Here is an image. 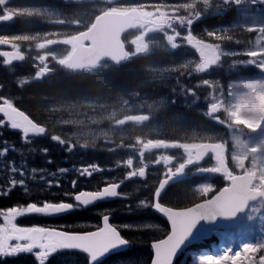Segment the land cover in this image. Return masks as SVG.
Instances as JSON below:
<instances>
[{
  "label": "trees",
  "instance_id": "obj_1",
  "mask_svg": "<svg viewBox=\"0 0 264 264\" xmlns=\"http://www.w3.org/2000/svg\"><path fill=\"white\" fill-rule=\"evenodd\" d=\"M148 1L149 0H124V3L129 7L142 2L148 3ZM89 3L90 6L93 5L92 2ZM70 5L75 8H82L86 6V3H73ZM216 10L218 11L215 15L211 16L208 14L205 18L194 23L195 25H209L210 23H217L219 25L216 35L214 36V42L223 50H232L231 54L223 55L220 61V68H223L221 72H225V67L229 64L230 59L235 64L239 65L241 61L247 58L243 50L253 40L256 32L240 27L227 26L235 14V9L231 1L222 2L217 6ZM94 15L95 13L91 10L87 15L74 13L73 20L74 22L80 23V27L84 28L91 22ZM130 35L131 33H128L124 36L128 50V58L119 65L104 64L99 70L74 76L72 82L64 80L63 83L57 84L53 83L54 79H50L51 81L48 83L30 82L20 84L19 82L10 79L4 80L0 77V88H16L18 96L15 101L16 105L26 112L34 121L37 120L36 114L47 110L46 107L42 105V100H40L42 94L39 92L37 93V91H41L44 95H48L50 91L60 92L67 86L80 91L85 89L89 92L91 100L104 97L105 104L107 105L105 107L116 105L113 109L120 104L118 101L122 93L125 92L129 96V102L125 109L118 106L116 110L119 116L145 112L142 107L145 103L142 104L140 101L150 99L152 105L158 108L156 113H147L150 115V119L143 123L126 122L121 126L120 131H108V134L121 138L122 143L127 141L129 144V139L135 137L142 139L160 138L165 141L190 143L213 139L221 134L225 135L224 132H226V130L224 127L213 121L211 116L207 114V109L202 102V99L207 96L204 87L195 85L198 79L194 76L182 75L179 72H189L191 69H179V67L175 69L172 76L168 74L160 78H158V76H152L150 72L146 71V67H151L150 65L157 66L159 64L158 58L151 52L132 55V45L129 42ZM151 45L161 47L158 42ZM154 48L155 47H152V49ZM165 63L166 62L161 65ZM22 65H16L12 69L11 67L1 66L0 70L20 72L23 68ZM239 68L243 74H249L254 71L252 66L243 67L239 65ZM146 74H150L151 76L149 77ZM218 81L220 88L225 92L227 84L226 77H224V75L223 77L218 76ZM188 89H191L192 92L188 93ZM125 110L128 111L125 112ZM217 115L221 117L223 122H228L223 111H219ZM156 120V127H162L160 130L153 127ZM112 121L113 119L109 120L105 116L104 119L102 118V120H100V123L108 127ZM165 125L169 126L168 129H166ZM46 130L50 131L47 127ZM27 138L30 139H25L20 131L9 129L7 124L0 126V152H3L5 148L8 149L5 155L0 156V190H6L9 187V181L11 179L25 181V187H20L18 185L7 195H0V209H6L12 206H24L29 203H38L43 199H49L51 188L57 195L65 193L60 190L61 188L57 189L55 185H52L51 188L48 189L45 184L46 182L41 181V178H44L45 174L56 170L60 164L64 166V160L67 159L68 156H59L57 160L52 156L50 137H46L44 140L43 148L47 149L46 153L40 151L36 139L45 138L44 136L36 135ZM183 138L186 139L184 140ZM126 150L127 149H125V151ZM118 157L123 156L120 154ZM115 159L117 158L111 157V164L112 160ZM49 161L51 162L49 163ZM10 162H14L18 169L17 172L12 173L10 171ZM32 169L37 170L35 174H33ZM20 171H23V176L20 175ZM194 182V180H182L168 186L162 197V202L174 207L186 206L211 195L213 191L216 190L214 189L206 195L195 196L190 190ZM214 183L216 187L221 185L219 180H215ZM154 186L153 184L152 187ZM25 189H27V193ZM147 197L150 198L151 193H148ZM121 208L124 209L125 206L122 205ZM107 213L112 215V219L116 216L114 211H107ZM120 216L122 219L132 223L130 230L123 226L120 229L121 234L130 241V247L125 251L108 257L104 260V264H148L151 257L148 244L151 240L160 238L167 232L165 222L150 211L149 205L132 212L121 211ZM136 219L138 220L133 221ZM65 227L67 229L76 228L69 224H65ZM213 240H215L214 237L205 242L196 243L192 246V249L207 248L209 243ZM183 257L176 261L175 264H186L185 261L182 262ZM186 258L188 262L189 258ZM34 262L35 260L25 262L23 260L6 261L0 259V264H34Z\"/></svg>",
  "mask_w": 264,
  "mask_h": 264
},
{
  "label": "rangeland",
  "instance_id": "obj_2",
  "mask_svg": "<svg viewBox=\"0 0 264 264\" xmlns=\"http://www.w3.org/2000/svg\"><path fill=\"white\" fill-rule=\"evenodd\" d=\"M13 2H17L18 0H5V3L12 4ZM80 2L83 0H69ZM99 1L94 3V7L98 10L105 8L107 6L112 7L115 5L113 0H94ZM215 2V0H213ZM212 0H174L167 5H164V11L167 12V16L159 17L157 20L151 21V23H139L134 28V34L130 38V43L132 45V55L147 53L149 52L151 45L148 40L151 39L150 34H154L157 38V41L161 47L156 45L155 55L158 60L159 70L165 69H173L176 66V62L178 64L186 65V59H191V53L197 52L193 54L192 59L195 60L193 62L190 61L191 65L195 67L199 72L206 74H210V71L214 68L218 67V63L225 53L224 50L220 49L216 44H202L200 47H197L196 41L186 40V32H188V28H185L183 31V26L186 22H190L188 18L184 21H181V28L175 29L173 20H178L179 16L177 15V11L183 10L185 12H191L197 8V4H214ZM231 1L235 5V15L234 19L230 21V26L232 27H242L245 29L257 30V35L251 44L246 49L247 58L241 61L242 65H251L254 67L255 71L251 75H243L238 74L234 71L233 77H231L228 81V90L227 96L221 97L222 93L220 91L214 90V85H212V96L208 99V113L213 115L214 120H218L217 116L214 114L221 109L223 110L224 115L226 116L228 122H223L220 120L221 125L226 130L225 138H229L230 148L227 149V154L229 155V159L233 168L237 171L242 169L244 165L246 168L253 173L255 179V186H260L264 188V22L262 19L261 7L259 6L261 3H264V0H226ZM152 7H148L149 13H155L157 10L154 7L157 5L156 3H150ZM15 10H19L18 7L14 8ZM145 9V8H144ZM38 15H46V16H54V12L48 9L43 10L40 7L32 9ZM264 10V7L262 8ZM196 11V10H195ZM198 11V10H197ZM195 15L201 16L202 12L198 11L194 13ZM190 17V16H188ZM180 20H183L180 18ZM154 32V33H153ZM184 35L186 38L184 40L178 36V34ZM168 40L170 44V49L173 51H178L181 47L188 44L191 46L193 51H189L187 46H184V51L188 52L184 56H180L181 58H176L173 60L175 63L171 67V59H168L166 54L162 51L163 41ZM190 48V49H191ZM151 52H154L152 49ZM198 56V57H197ZM199 59V60H198ZM189 61V60H187ZM165 64L161 65L162 63ZM234 64V63H232ZM238 66L230 65L229 70H237ZM156 70V69H152ZM147 76H151L150 74H146ZM209 82V81H208ZM207 83V81H205ZM131 93V92H130ZM221 95V96H220ZM121 108L127 106L129 102V96L124 92L122 93L119 101ZM141 103H145L142 107L144 108L145 113H156L158 108L150 102V99H145L144 101H140ZM114 106H108L105 108L106 118L111 110H113ZM128 110H125L127 112ZM105 114L100 117L98 114L95 115V119L101 120ZM176 118V117H173ZM126 122L125 117L123 116L120 121L116 122V127L118 128L120 125L123 126ZM159 122V120H158ZM91 124H99L97 122H91ZM157 120L154 122L153 127L156 129H161L156 127ZM168 129L169 126H166ZM106 133V130L97 128H90L86 130H82L77 133V137L81 138V142L87 143V146H90L93 143V140L99 134ZM227 135V136H226ZM134 153L131 158L133 161L143 160L145 155L150 152V149H145L143 145L139 148L133 149ZM162 156V155H161ZM135 157H139L135 159ZM144 164V163H143ZM143 164H138L131 171L132 175H136V178L139 179L142 176V167ZM136 179V180H137ZM143 182H139L140 185H145V178L142 179ZM210 190V186L208 182L201 184L200 187L197 188V193L201 195H206ZM138 189L134 192H137ZM141 201L144 204H141ZM148 205V202L144 199H140L137 197L136 203L133 206H128L127 210H140L142 207ZM264 199L258 200L255 204L252 205L251 209L247 212V219L243 220L242 226L243 230L246 229L247 242L246 243H264V230L260 231L256 235V228H264ZM255 209V212H253ZM249 216L253 217L252 220H249ZM24 217V216H22ZM19 217L17 220H19ZM250 224H249V222ZM2 223V221H0ZM240 231V232H242ZM228 234V233H226ZM217 239L222 242L226 241L223 237V233L215 234ZM229 240L232 241L231 235H229ZM221 245V244H220ZM225 246V245H221ZM204 254V251H194L188 250L182 262H186V264H200L199 256ZM264 254V249L256 254L257 259L260 255ZM243 255V253H242ZM187 256H189V261L187 262ZM78 264V262H76ZM51 264H60L59 262H52ZM62 264H74L73 261H67ZM83 264V263H81Z\"/></svg>",
  "mask_w": 264,
  "mask_h": 264
},
{
  "label": "snow or ice",
  "instance_id": "obj_3",
  "mask_svg": "<svg viewBox=\"0 0 264 264\" xmlns=\"http://www.w3.org/2000/svg\"><path fill=\"white\" fill-rule=\"evenodd\" d=\"M0 114L4 119H0V126L8 124L11 129L21 130L25 139L31 134L33 136L44 134L45 128L39 126L18 111L11 103L4 100L0 103ZM53 141L61 144L64 142L56 136H52ZM8 149L0 152V156L5 155ZM69 151L71 147L69 146ZM47 152V149H44ZM51 161H49L50 163ZM23 167V166H22ZM12 173L18 171L14 162L9 163ZM100 169L96 165L76 169L80 175L91 176ZM36 169H32L33 174ZM60 174L68 169H59ZM23 176V171H20ZM55 175V174H53ZM43 178V177H42ZM128 178H132L129 176ZM73 187L76 181L72 182ZM25 187V181L11 179L6 190H0V195H7L17 186ZM48 186H52L49 181ZM59 187V183L56 184ZM119 184L111 183L104 186L100 191H81L74 195L75 203H51L44 202L42 206L37 203H29L27 206H12L0 209V258L15 257L18 254H33L38 264H47V261L55 254L65 250H79L89 257V264H98L100 258L114 250H119L130 244V241L121 236L117 227L109 223V215L103 216V227L96 231L86 233H76L62 231L56 228L42 226H19L17 219L29 214L39 215H59L81 207H87L94 202L106 198H115L120 195L118 192ZM27 193V189H25ZM162 192L155 191L154 199L156 202L150 206L159 213L166 216L170 221L171 231L165 239L152 243L154 257L151 264H173L174 257L186 243H193L203 240L212 234H219V229L215 227L218 221L233 220L242 214L245 205L241 201L239 204L228 205L224 202L216 206L198 207L193 206L188 209L176 210L165 207L158 202ZM67 195V194H66ZM141 204H144L141 201ZM264 207V206H262ZM255 212V209H253ZM253 217L249 216V220ZM209 225L207 231L201 232L198 228L201 224ZM125 227H129L125 225ZM264 249V243H243L240 250L233 253L231 246L224 248L222 253L211 255L202 254L199 256L200 264H264V254L257 259L256 254ZM243 253V255H242Z\"/></svg>",
  "mask_w": 264,
  "mask_h": 264
},
{
  "label": "flooded vegetation",
  "instance_id": "obj_4",
  "mask_svg": "<svg viewBox=\"0 0 264 264\" xmlns=\"http://www.w3.org/2000/svg\"><path fill=\"white\" fill-rule=\"evenodd\" d=\"M56 0H18V4L11 5L5 3V0H0V39L7 41L9 44L12 42L13 45L7 46V48H2L1 52L5 51H20L25 55V51H29L32 55L30 59L33 61L28 64L29 72L28 73H21L17 77H13L10 73L5 71H0V77H2L4 80L11 79L18 80L20 82H32L35 81L36 83H48L51 80L54 79L53 83H63L65 81L72 82V79L74 77V74L70 71L66 70L65 68L61 67L59 65V62L67 56V54L72 49V41L71 37H66L65 39L59 40L58 43L54 45H50L46 49V51L40 55L37 54V51L35 48L26 47V43L29 38V31L31 30H38L41 27L38 26L37 16L38 14L33 11L32 9L40 7L43 10H50L54 12V15L59 14V9L52 5V2ZM62 2H68L69 0H61ZM18 7L19 10H15L14 8ZM15 12H19L22 16L19 18V24L17 28H10L12 25H10V22L5 21L4 18L6 15H12L14 20V14ZM57 16H48L50 18L49 24H47L44 28V31H47L51 24L59 23L57 22V19H52ZM52 21V22H51ZM61 24V23H60ZM67 26L68 32L72 33L73 25L71 23H62ZM17 31L20 36H18L17 39H11V33L15 34ZM185 31V30H183ZM187 38L190 40L192 38L191 31H188L186 33ZM179 37H185L182 34H178ZM61 41V42H60ZM64 44H61V43ZM39 44H42L41 41ZM202 44H208V42H197V47H200ZM197 54V52H195ZM6 59L9 60L10 57H4V55H0V65H12L13 63L6 62ZM8 63V64H7ZM212 73V72H211ZM61 81V82H59ZM55 84V85H56ZM42 94L40 97V100H42V105L46 107V111L36 114L37 116V122L36 124L39 126L45 125L46 127L50 129L46 130L44 134H40L38 136H44L45 138H36L39 143H42L46 137H52L56 136L59 137L63 142H70L68 138H76L73 137V133H78L81 131V126L86 125L91 118L94 119L95 115L98 113V115L101 117L103 115V112L96 111V113H90L87 102L89 94L88 91L83 90H75L71 87H66L60 92L50 91L48 95H44L43 92L37 91V93ZM18 98L16 88H0V103H3L4 100H7L12 105H15L13 100H16ZM16 106V105H15ZM84 106V109L80 110V107ZM1 119H4L3 115H0ZM81 121L82 123L78 122ZM7 124V123H6ZM7 126H9L7 124ZM43 127V126H42ZM52 142V155L54 157H58L60 154L57 151V149L60 147L62 149L67 148L68 146L64 143L61 144L58 141ZM110 143L109 145H111ZM77 148V151L75 152V156L70 160L69 164L73 167V171L68 176V179L65 182H62L61 180L56 179L55 180V186L57 182L59 183V187L56 186V188H60V190L64 191V194H56L55 197L57 199H54V201L59 202H66V203H75L74 202V195H76L79 191L85 190V191H97L99 190L103 184H101V176L103 174H106L101 169L99 171L94 172L91 176H84L80 175L76 169H80L82 167H88L93 161L92 156L100 155L103 156V151H97L96 153H90L85 152L84 148H88L87 143L80 142L79 144L73 146ZM221 147V153L224 157V160L226 162V167L220 169L218 167L217 161L215 159V156L211 153L205 155L197 164H188L187 162L189 160H192V157H189L188 153L183 150V147H176L173 146L172 150L176 151L178 153L173 154V166L168 165L165 167L167 171H165V175H168L171 173L177 166L184 164V176H187L191 171L195 173H207L212 172L215 174H220L224 177H228L230 174H233L234 172L231 170L233 169L231 166V162L229 159V155L227 154V151L223 148V145H220ZM175 153V152H174ZM86 154L88 156H86ZM215 162L213 166H207L208 161ZM95 161L100 162L99 159L95 158ZM175 163V164H174ZM157 168H162L161 164H158L156 166ZM126 172H121L120 174H116V177L112 178L111 176H107V182L108 183H118L120 181L123 182V180L120 178L122 174H125ZM128 174V173H127ZM129 175V174H128ZM156 176H159L156 174ZM76 181L75 187H73L72 182ZM103 182V180H102ZM123 186V185H122ZM122 193V189L120 190ZM119 191V193H120ZM126 192L131 191L130 188H125ZM67 194V195H66ZM119 201V200H117ZM117 201H100L97 203L92 204L88 207H81L75 210L70 211L67 214L64 215H51V216H37L35 214H29L25 215L24 217L17 220V224L19 226H42V227H48V228H56L63 230L65 227V224L69 225H79L84 228H80V231H89L94 230L100 226L101 218L103 215H105L106 208H111L112 206H117L119 202ZM115 219V218H114ZM114 221L113 219H110V221ZM111 221V222H112ZM86 226H85V225ZM78 231V230H77ZM60 253H63L62 251L58 252L55 255H58ZM23 255H29L34 257L33 254H23ZM54 256V255H53ZM51 260H54L51 259ZM84 261L85 264L88 262L87 256L84 255Z\"/></svg>",
  "mask_w": 264,
  "mask_h": 264
},
{
  "label": "water",
  "instance_id": "obj_5",
  "mask_svg": "<svg viewBox=\"0 0 264 264\" xmlns=\"http://www.w3.org/2000/svg\"><path fill=\"white\" fill-rule=\"evenodd\" d=\"M138 18H140L139 11L135 8H129L125 11L112 10V11L101 12L95 17L93 23L90 25V27L86 31L76 36L75 38L76 48L71 53L70 57L67 58L63 62V64L72 70H79L85 66L94 68L97 65V63L101 60H108L113 63L122 62V60L125 57L126 50L121 40V37L125 32L131 29L133 21ZM82 41L89 42L88 46H83ZM2 45L4 44L0 42V46ZM15 59L21 60L22 56L21 55L15 56ZM216 148L217 146L215 144L205 143V144H201L200 146L196 147L194 150L201 152V153H206L208 151L216 152ZM217 156L220 160L219 154H217ZM178 174L180 175V173ZM179 175L176 177L169 176L165 179H162L159 182L155 191L163 192L166 186L172 181H174L175 179H177ZM251 183H252V176L250 173L244 172L241 174H236L229 178V185L219 189L211 197L201 200L185 208H173V207L171 208L180 210V209H188L193 206H198V207L216 206L221 202H224L231 206L233 204H239L242 201L246 209L250 201L255 200L259 196L264 195L263 190L251 189L250 187ZM111 199L113 198H106V199L98 200L94 203H97L100 201L111 200ZM154 202L156 201L153 196V203ZM165 207H169V206H165ZM151 209L154 211V213L157 216H159L160 218L166 221L168 225V232L161 239L150 242L149 245L151 248V258H150L149 264H151V260L154 257V250L151 247L152 243L165 239L166 236L171 231L170 221H168L166 216L154 210L152 207ZM243 214L244 212L242 214H239L238 217L233 220L218 221L215 227H217L218 229H221L224 227L235 226L237 225V223L239 222ZM102 227H103V218H102V224L100 228ZM209 227H210L209 225H206L203 223L198 226L201 232L207 231ZM81 233H86V232H81ZM209 237L205 239H208ZM193 243H186V245L182 246L181 250L178 251V254L176 255V257H174L173 264L176 261V259L181 255V253ZM127 247L128 246L123 247L119 250H114L111 253L106 254L105 257L113 253L125 250ZM76 251H79V250H76ZM105 257L100 258V260L104 259Z\"/></svg>",
  "mask_w": 264,
  "mask_h": 264
},
{
  "label": "bare ground",
  "instance_id": "obj_6",
  "mask_svg": "<svg viewBox=\"0 0 264 264\" xmlns=\"http://www.w3.org/2000/svg\"><path fill=\"white\" fill-rule=\"evenodd\" d=\"M158 134V133H157ZM160 134V133H159ZM146 135V134H145ZM159 137V136H158ZM173 139V138H172Z\"/></svg>",
  "mask_w": 264,
  "mask_h": 264
}]
</instances>
